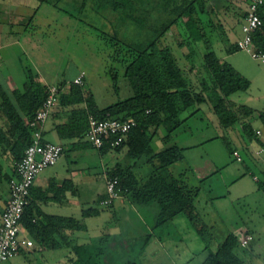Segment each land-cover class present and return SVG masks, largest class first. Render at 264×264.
Wrapping results in <instances>:
<instances>
[{"label":"rangeland","instance_id":"1","mask_svg":"<svg viewBox=\"0 0 264 264\" xmlns=\"http://www.w3.org/2000/svg\"><path fill=\"white\" fill-rule=\"evenodd\" d=\"M38 1L41 2V6H36V15L27 19L25 28L26 70L39 75L42 82L54 84L61 80L70 81L78 72L83 71L84 88L93 93L99 107H104L132 94L128 79L124 75V65L120 60L122 56L120 52L117 57L113 55L118 48L112 45L113 43L117 45L113 35L115 34L120 43L129 46L136 47L148 42L154 37L155 28L160 27L162 22H168L172 15L173 17L176 15L170 14V6L177 0H171L166 5L163 4V0L160 3L157 0V2L117 0L116 8L113 7L112 0ZM125 1L127 4L121 6L122 2L126 3ZM246 2L209 0V5L215 8L213 12L203 16L205 23L209 22L205 27L209 48H206L202 40L186 42L191 38L188 37L182 19L175 21L162 37V40L172 48L178 63L186 68L185 75L191 76L195 83L204 76L202 61L206 49H213L221 62L230 63L250 81L247 89L234 91L227 98L228 103L238 114L236 122L231 126L224 127L219 123L208 101L189 108L181 115L182 118L185 116L188 118L175 130L173 141L181 146L184 157L172 163L170 170L187 185L199 186L195 204L203 221L209 226L211 249L215 250L229 232L235 234L238 240L248 233L251 235L249 243L242 246L238 241L235 252L242 259L247 255L248 259L252 257V263L264 264V190L258 186L252 178L253 174L250 173L252 171L258 175L259 168L243 152L249 140L242 129V124L246 122L254 129L262 128V122L257 114L264 112V62L253 58L246 50L230 48L232 41L242 33V17ZM208 8L210 10V7ZM130 9L143 17L141 24L126 14ZM191 48L195 68L190 72L188 69L190 64L185 53ZM242 107H249L252 112L245 115ZM196 108L198 111L190 115ZM62 116L65 114L62 113ZM43 131L45 139L62 143L65 150L55 164L44 168L36 175L35 183L47 186L51 178L58 181L72 177L76 183L75 193L67 191L63 196L64 201L69 200L71 210L67 207L63 209L55 203H50L46 210L73 215L84 223L86 229L74 231L73 238L78 242L88 241L108 232L113 229L115 223L122 224L126 216L120 217L119 220H114L113 216L124 214L128 209L127 205L122 208L116 203L102 204L99 198L105 192V175L112 166L117 162L125 165L136 160L126 155L127 145L103 152L90 144L71 148L70 143L75 140L60 138L55 121L51 118L44 123ZM163 131V127H160L159 134L162 135ZM222 138L227 141L230 148L239 149L243 161L235 159ZM81 140L87 141L85 137ZM250 142L256 146L255 141ZM153 144L156 148L162 146L158 136L153 138ZM0 159L4 166L12 164L8 156H2ZM133 167L137 176L143 178L149 172L150 163L142 157ZM1 187L4 195L7 189L6 182L2 183ZM125 202L128 205L132 204L130 201ZM134 205L132 204L131 208H144L148 216H151L150 210L157 208L156 203L142 207ZM90 207L95 211L82 215V209ZM138 210L141 213L143 211ZM133 211L134 214H139L137 210ZM133 219L136 226L132 227L138 231L142 230L141 221L137 220L136 216H133ZM153 224L154 217L151 218L150 230H146L147 233L154 235L153 251L144 252L145 254L143 251L147 248L140 250L142 243L140 237L135 239L129 249L127 248L125 244L129 237L123 230V239L114 250L121 263L133 258H136L139 264L199 263L205 253L204 243L184 214H177L173 221L158 226L153 227ZM155 237L156 240L160 239L159 243ZM68 250L69 248L64 247L57 249L45 247L43 252L37 250L34 254L20 253L8 259L9 261H2L1 264H11L14 261H17L14 264H62L53 260ZM152 259L154 261H151Z\"/></svg>","mask_w":264,"mask_h":264},{"label":"trees","instance_id":"2","mask_svg":"<svg viewBox=\"0 0 264 264\" xmlns=\"http://www.w3.org/2000/svg\"><path fill=\"white\" fill-rule=\"evenodd\" d=\"M157 1L162 2V0ZM163 1L166 5L171 0ZM177 1L170 6V14L176 13V15L174 17L172 15L168 22H162L160 27L155 28V35L148 42L136 47L129 46L120 43L115 34L113 35L117 45L115 43L112 45L118 46L113 55L117 57L120 52L122 56L120 60L124 65V75L132 90L130 96L99 107L93 93L84 88V73L81 83L74 82V77L80 71L70 81L61 80L55 83L59 88L58 101L54 105L57 106V111L51 110L48 117L53 114L61 117L62 113L65 114L63 120L55 123V126L60 138L75 140L70 143L71 148H80L89 144L94 146L86 138L87 141L81 140L85 137L89 114L97 119L133 117L136 121L135 126L129 130L127 139L114 149L127 145L126 155L136 160L125 165L117 162L106 174L118 178L117 188L120 195L135 205L156 203L153 227L172 220L177 214H184L204 243L205 257L202 264H246L235 252L238 237L232 232L226 234L215 250L211 249L209 226L203 221L195 204L199 186L187 185L173 174L170 165L184 157L181 146L173 141L175 130L188 118V116L182 118L181 115L189 108L208 101L219 123L224 127L231 126L236 122L238 114L228 103L227 98L234 91L247 89L250 81L230 63L221 62L213 49H206L207 51L203 53L204 76L201 80L195 83L191 76L185 75L186 68L178 63L172 48L162 40V37L175 21L182 19L188 37L191 38L186 42L202 40L206 48H209V39L205 37V27L209 22L205 23L203 16L210 12L211 9L209 10L208 7L211 4L209 5V0ZM125 2H122L121 6L126 5L127 1ZM117 4V0H112L113 7H118ZM127 12L126 14L137 23L143 22V17L136 15L135 11L130 9ZM260 15L263 23L253 35L256 44L264 43V7L260 8ZM103 33L109 35L107 32ZM230 48L237 50L232 43ZM192 53V48L185 53L190 64L188 67L190 72L195 68ZM25 74V82L21 89L8 93L0 87V158L10 157L13 167L10 174L0 159V214L4 208L1 204L2 183L8 184L9 178L15 172V162L22 157L25 147L32 141L33 128L30 121L46 96L47 85L51 84L41 82L37 74L27 71L26 68ZM115 88L117 89L116 85ZM197 109L190 115L195 114ZM242 109L245 115L252 112L249 107ZM257 116L262 122L260 128L264 131V112H258ZM160 127L164 130L162 135L159 134ZM242 129L249 141H255L257 147L263 145L249 122L243 123ZM43 133L42 130V141H50L43 137ZM155 136H158L162 142L159 148L153 144ZM222 140L232 153L234 148H230L224 138ZM50 142L61 144L65 150L62 143ZM97 148L103 152L111 147L105 143ZM244 154L247 156L246 151ZM142 157L150 163L149 172L143 178L137 176L133 167ZM257 166L259 174L256 183L264 190V163ZM74 185L70 178L60 181L51 178L47 186H31L29 202L21 218L28 236L46 248H69L66 264H139L136 258L127 259L122 263L117 259L114 251L117 247H111L110 243L113 239L110 233L104 232L88 241H75L71 234L75 230L86 229L84 223L74 216L49 213L42 209L41 205L44 203L62 200L67 191L75 193ZM106 196L105 191L99 202ZM112 203L110 204L113 205ZM91 211L95 209L83 208L82 215H88ZM113 217L114 220L118 219L116 215ZM151 236L152 233L140 236L141 251L144 250ZM134 242L135 240L131 239L125 245L129 249ZM119 243L120 241L117 244ZM25 250L27 249L19 253Z\"/></svg>","mask_w":264,"mask_h":264},{"label":"built area","instance_id":"3","mask_svg":"<svg viewBox=\"0 0 264 264\" xmlns=\"http://www.w3.org/2000/svg\"><path fill=\"white\" fill-rule=\"evenodd\" d=\"M262 7H264V0L248 1L241 25L242 33L232 43V46L235 49L246 50L253 58L264 62V43L256 44L253 39L254 33L263 23L260 15ZM83 73L82 71L74 77V82L81 83ZM58 94L59 88L56 84L47 85L46 96L30 121L33 128L32 141L25 147L22 157L15 162V172L8 180V197L0 214V262L11 259L21 250L34 245V240L26 233L21 218L29 202L30 188L34 184L36 175L44 168L55 164L63 154L64 147L61 144L41 139L43 125L58 101ZM135 124L136 121L131 116L97 119L89 114L85 138L96 147H101L106 143L111 148H115L127 139L129 130ZM255 132L261 138L263 145L257 147L254 153L256 156H261L264 154V131L261 128H255ZM232 154L235 159L242 161L239 150L234 149ZM254 179H257V176H254ZM117 184V177L105 176L107 196L100 203L110 204L121 196ZM250 239L251 235L245 234L241 239V244H247Z\"/></svg>","mask_w":264,"mask_h":264},{"label":"crops","instance_id":"4","mask_svg":"<svg viewBox=\"0 0 264 264\" xmlns=\"http://www.w3.org/2000/svg\"><path fill=\"white\" fill-rule=\"evenodd\" d=\"M247 3H248V1L246 2V6H245L246 8H245V11L243 13L242 22L244 19V15L246 13ZM38 5L41 6V2L38 0H0V87L3 88L4 90H6L8 93H10L12 90H16V89L19 90L24 85L25 76H26L25 65H24L25 64V56H26V49H25V40H26L25 30L26 29L25 28H26L27 19L33 18L36 15L35 8ZM209 7L211 9L210 12L211 11L213 12V10L215 9L214 6L210 5ZM33 9H34V12H33ZM234 41H232V43ZM38 80L41 81L39 75H38ZM43 83L47 84L46 82H43ZM52 111L53 112L57 111L56 106H54L52 108ZM62 117H63L62 114H61V117L53 114L52 116H49L48 118L54 119L55 123H57V122H60L61 120H63ZM256 128H259V127H256ZM256 148H257V144H256V146H254L250 141H249V143L245 144V147H244V152L245 151L247 152L248 159H250L254 163V165L264 163V157L255 155L254 150ZM234 149H237V148H234ZM237 150H239V149H237ZM250 153H252V154H250ZM242 161H243V156H242ZM6 168L5 169L11 174L13 171L12 164L10 166H6ZM250 173L254 174V172H252V171H250ZM254 176H257V174L253 175V177H252L253 179H254ZM71 179H72L73 183L76 184L73 177ZM58 180L60 181L62 179H58ZM254 180L256 181V179H254ZM33 185L36 187L37 186L44 187V186H40V185L36 184L35 181H34ZM6 188H7L6 192L4 193L3 197L1 198V204L3 205V207H4L6 200H7V197H8V184H7ZM125 201H129V200L126 197L120 196L119 198L113 200V203H112V204L116 203L118 205H121L122 208H124L125 205H127L128 209L122 215L116 214L118 217V220L120 217L126 216V218H123L125 221L122 222V224L115 223L116 225L113 227V229L108 230V233L111 234V237L113 239L110 243L111 247H115L116 244L118 243V241H121L123 239V232L124 231H125L124 233L128 234L126 236H128L130 238V239L127 238V241L131 240V239L135 240L136 238H139L143 234H146L147 233L146 230L147 231L150 230L149 227L151 226V218L154 217V215H155V210H153L152 208L151 209L153 210V212H152V210H150L151 216H148L146 210H143L144 208H131L132 204L128 205V204H126ZM50 203H55L56 205L60 206L63 209H65L67 207L68 210H71V207L69 206L70 205L69 200L64 201V199H62L60 201H51V202L44 203L41 205L42 209L45 210L46 212H49L46 209L50 206ZM137 207H142V205L141 206L138 205ZM138 209H142L143 210L142 213ZM148 209H150V208H148ZM133 210H135V211L137 210V212L139 214L135 213L136 214L135 215ZM49 213H55V212H49ZM55 214L70 215V214H63V213H55ZM71 216H73V215H71ZM133 216H136L137 220L139 219L141 221V224L143 226L142 230L138 231L137 229L132 227V225H135L133 223V221L135 222V220L133 219ZM173 219L171 221H173ZM74 234H75V232H73L71 234V236L73 237ZM119 234L121 235V237H118ZM153 236L154 235L151 236V239H149L148 243L145 245L144 248H147V249L145 251H143V253L147 252V251H150V252L153 251L152 250V247H153L152 245L154 243L153 242V238H154ZM243 237H244V235L240 238V240H238L240 244H241V239ZM155 240H156V237H155ZM156 241L158 242V241H160V239L156 240ZM249 241H248V243H249ZM247 244H245V245L241 244V245L246 246ZM44 248L45 247L39 245L34 240V245L32 247L28 248L27 250H25L24 252H21V253H23V254H26V253L34 254L37 250L43 252ZM64 248L67 249V247H64ZM68 252H69V250H68ZM68 252H66V253L62 252L57 259L53 258L54 259L53 261L54 262L59 261V262H62V264H66ZM204 257H205V253H203L198 264H202ZM248 258L249 257L247 255L245 257H243V260L245 261L246 264H256V263H252V257L250 259H248ZM9 260H7V261H9ZM151 261H154V260L152 259ZM3 262H5V261H3ZM14 262H17V261H14ZM14 262H11V264H14ZM1 263L2 262H0V264Z\"/></svg>","mask_w":264,"mask_h":264}]
</instances>
